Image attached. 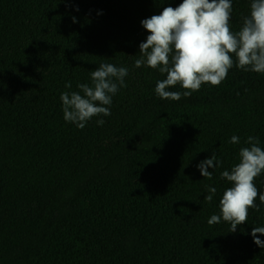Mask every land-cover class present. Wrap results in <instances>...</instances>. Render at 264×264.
Returning a JSON list of instances; mask_svg holds the SVG:
<instances>
[{
	"label": "trees",
	"instance_id": "obj_1",
	"mask_svg": "<svg viewBox=\"0 0 264 264\" xmlns=\"http://www.w3.org/2000/svg\"><path fill=\"white\" fill-rule=\"evenodd\" d=\"M181 2L0 0V264H264L258 198L236 232L208 224L231 187L221 172L247 137L264 148V74L234 65L219 86L166 100L154 91L166 74L134 66L141 20ZM250 5L232 0L233 31ZM101 63L126 67V87L80 129L60 95ZM212 153L222 163L208 179L197 165ZM254 183L264 193V172Z\"/></svg>",
	"mask_w": 264,
	"mask_h": 264
},
{
	"label": "clouds",
	"instance_id": "obj_2",
	"mask_svg": "<svg viewBox=\"0 0 264 264\" xmlns=\"http://www.w3.org/2000/svg\"><path fill=\"white\" fill-rule=\"evenodd\" d=\"M70 2V0H64ZM78 10V9H77ZM232 0H182L176 7L167 6L158 15L141 20L149 33L139 45L140 58L135 67L142 65L158 69L166 78L158 80L155 94L160 99L180 100L199 91L204 84L219 86L235 65L244 71L264 74V0H251L250 14L243 17L241 27L233 31L230 20ZM76 22V17H72ZM126 67L111 63H101L90 73L91 85L78 84L80 92H63V118L83 129L96 116L111 115L112 97L120 87H126ZM179 85L184 91H170ZM71 88V82H66ZM81 92L83 94H81ZM102 126L105 121L98 119ZM238 144L239 137L233 135L229 141ZM249 147L239 150V162L231 171L221 172V178L231 182L219 201L220 214H213L208 224L226 222L230 232L247 222L249 209L260 211L258 198L264 205V193H260L254 183L264 172V148L259 137L249 136L245 141ZM222 162L212 155L197 165L203 177L211 179L209 168H217ZM207 202L213 200L216 188L206 186ZM257 233L264 234V227H253L251 235L254 243L264 249V240Z\"/></svg>",
	"mask_w": 264,
	"mask_h": 264
}]
</instances>
